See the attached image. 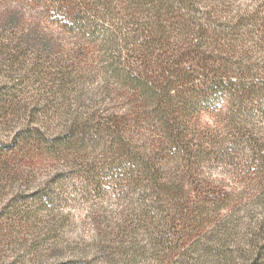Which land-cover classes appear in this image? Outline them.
Returning a JSON list of instances; mask_svg holds the SVG:
<instances>
[{"label":"trees","instance_id":"1","mask_svg":"<svg viewBox=\"0 0 264 264\" xmlns=\"http://www.w3.org/2000/svg\"><path fill=\"white\" fill-rule=\"evenodd\" d=\"M19 1L36 14L31 17L28 29L11 36L10 51L16 54L25 51L32 54L33 65L48 73L52 95L56 94L63 100L69 99L70 102L65 105L66 115L63 113L60 116V132L47 134L46 131L51 128L47 119L28 118L25 124L13 132L8 140L9 144L5 147L0 144V152L2 148L37 147L43 152L58 156L72 148H83L88 139H91L90 132L111 134L115 149L123 152L128 161L136 164L137 170L147 174L146 179L154 190L151 203L146 205L149 211L160 214L163 209L161 194H166L168 200L181 210L191 203L192 207L199 209L204 203L213 204L219 201L220 199L211 198L217 192L194 176L199 161L215 157L224 162L232 153L245 155L247 147H250L251 153L257 156V163L254 165L259 168L253 167V171H256L258 179L253 178L242 183L253 185L257 189L256 193H249L246 199H253L254 206L264 207V126H250L252 113L245 110L247 100L256 101L260 106L261 120L264 121V66L261 67L262 73H259V81L256 82L226 77L230 67L239 75L242 66L233 64L231 60L235 56L234 53L238 52L234 51L231 55L233 50H227L224 43H220L225 39L237 41L238 31L249 28L245 21L251 18L242 14L234 20L214 19L213 10L203 9V3L199 5L202 0ZM13 11L2 19L3 31H6L7 26L18 27L28 20L20 9ZM108 19H117L120 26L129 25L132 31L130 36L121 38V44L118 46L115 41L117 34L104 30L103 44L98 45V51L102 53L99 59L101 64L109 69L111 78L123 82V87L142 99L129 113L105 112L108 109L104 108L106 96L109 97L113 93L107 79L102 81L100 88L97 87L103 95L101 100L94 96L93 90L97 88H77L80 84L88 82L86 76L90 74H84L83 70L93 67L91 63L87 64L85 59L88 49L86 46L96 43L99 21ZM261 32L263 34L259 36L258 41L264 44V29ZM77 35L85 41L76 45L75 52L68 50L61 53L65 57L60 60L52 58L56 49H66L56 44L60 38ZM3 48H0V51H3ZM126 58H131L132 63L138 62L143 69L137 70L134 64L125 61ZM249 74L251 76V73ZM183 87H186V91L196 90L193 93L195 92L194 96L198 100L205 99L210 94L228 97V109L222 120L224 119L229 130H234L236 136L232 142L233 146H227L228 151L215 140L216 131L205 133L196 129L201 126L198 114L195 113L197 104L184 96L186 92ZM175 95L178 98L177 103L174 100ZM146 122H149V135L139 136L141 132H138L137 128ZM171 163H177L175 171L171 173L173 175H169L174 168L173 165L169 166ZM1 164L5 165L4 162ZM186 186L196 192L187 196L189 192ZM243 196L245 193H238L234 198H229L226 194L221 200L224 201L223 204L226 201L229 203V199L235 203L242 201L245 198ZM193 197L196 201L191 200ZM232 215L236 216L238 212L230 211L226 216H221L220 221H215L216 230L226 227L222 230L227 232L225 237L234 235L233 227L229 224ZM24 216L26 215L22 214L19 218L24 220ZM165 219L167 221L164 223L170 224L177 220L169 217ZM21 223V226H29L28 221ZM203 225L205 219L197 221L195 227L199 229ZM247 228L254 236H257L255 232H264V212L253 226L249 224ZM217 238L216 246L206 239L201 242V239L194 235L190 241L179 238L174 246L166 239L163 240V237H158L155 245L164 246L168 264H206L207 254L208 257L213 255L217 259L223 258L226 264H237L236 259L241 263L248 261L249 264H255L256 258L264 253V250L262 252L259 248L264 242L257 243L261 245L255 244V251L249 252L253 254L250 258V254L247 257L245 251L230 250L226 247V238ZM29 241L31 240L26 241V247L33 248L34 242ZM106 242L99 236L97 241L94 240L85 249L75 250L58 246L51 253L57 258H66L69 252L75 250L73 256L77 255V260H88L90 257L102 256L109 252L110 245ZM37 246L28 255L40 258ZM117 248L116 254L123 255L125 246ZM80 256L83 259L78 258Z\"/></svg>","mask_w":264,"mask_h":264},{"label":"rangeland","instance_id":"2","mask_svg":"<svg viewBox=\"0 0 264 264\" xmlns=\"http://www.w3.org/2000/svg\"><path fill=\"white\" fill-rule=\"evenodd\" d=\"M202 3L205 5L203 9L214 11V19L234 20L242 14L251 18L245 21L249 28L238 31L237 41L225 39L220 43H224L227 50H233L231 55L234 51L238 52L234 53L235 56L231 60L233 64L242 66L241 70L239 68V75L230 67L226 77L232 80L241 78L247 82L259 81L258 76L264 66V44L258 41L259 36L263 34L261 30L264 29V0H202L199 5ZM16 9H20L28 20L18 27L7 26L6 31H3L2 19ZM34 13L36 14L32 9L23 6L19 0H0V48L4 47L3 51H0V144L4 147L9 144L8 140L13 132L25 124L28 118L47 119L51 127L46 131L47 134L60 132V116L63 113L66 115L65 105L70 102L69 99L63 100L56 94L52 95L48 73L33 65L32 54H27L26 51L16 54L9 49L11 36L28 29ZM117 23V19L99 21L96 43L86 46L88 49L85 59L87 64L91 63L93 67L83 70L84 74H90L86 76L88 82L80 84L77 88H100L102 81L107 79L113 93L109 97L105 95L107 100L104 102V108H108L105 112L119 114L129 113L142 99L123 87L124 84L120 80H113L109 69L105 68L99 59L102 53L98 51V45L103 44L104 30L117 34L115 41L118 46L121 44V38L130 36L132 31L129 25L120 26ZM60 39L56 44L66 49H56L52 55V58L59 60L65 57L61 53L68 50L75 52L76 45L85 41L79 35ZM125 61L134 64L137 70L143 69L138 62L132 63L131 58H126ZM98 88L92 90L95 98L101 100L103 95ZM182 89L186 92L184 96L197 104L195 113L198 114L201 126L196 129L205 133L216 131L215 140L228 151L227 146H233L232 142L236 137L234 130H229L224 119L222 120L228 109V97L210 94L205 99L198 100L194 96L195 92L193 93L196 90L186 91V87ZM174 100L177 103L176 95ZM246 104V112L252 113L250 126H264L258 103L247 100ZM147 123L149 122L137 128L138 132H141L139 136L149 135ZM89 134L91 139H88L83 148H72L58 156L43 152L37 147L2 148L0 264H168L165 258L166 250L163 245H155L156 239L163 237V240L166 239L174 246L179 238L190 241L192 235L199 237L201 242L206 239L214 246L217 236L224 237L227 240L226 247L230 250L245 251L246 256L250 254L252 258L250 250L254 252L255 244L261 245L257 243L264 242V232H255L257 236H254L247 228L249 224L253 226L264 212L262 205L254 206L253 199H246L249 193H256V187L242 183L253 178L258 179L256 171H253V167L259 168L254 165L257 163V156L251 153L250 147H247L245 155L232 153L224 162L215 157L199 161L194 176L207 186L210 185L219 196L214 195L211 198L220 199L219 201L213 204L204 203L199 209L192 207L191 203L181 210L168 200L166 194H161L163 209L161 208L162 212L159 214L149 211L146 205L151 203L154 190L146 179L147 174L137 170L136 164L128 161L123 152L115 149L111 134L95 131ZM175 164L177 163L169 165L174 166L169 175H173L171 173L177 167ZM186 188L189 192L187 196L196 192L191 187ZM238 193H245L242 201L232 203L229 199V203L226 201L223 204L221 198H225L226 194L229 198H234ZM191 200L196 201L194 197ZM230 211H237L238 218L232 215V219H229L234 235L225 237L227 232L223 231L226 227L216 230L215 221H220L221 216H226ZM22 214L26 215L23 219L29 222L27 227L21 226L24 220L19 216ZM163 217L177 220L173 224L164 223L167 220ZM204 219L205 225L197 229V221ZM99 236L110 245L109 252L102 256L90 257L88 260H77V255L73 256L76 249H85L88 244L97 241ZM28 240L34 242L33 248L26 247ZM36 245L40 258L28 255ZM58 246L75 250L69 252L66 258H57L51 252ZM118 246H125L123 255L116 254ZM259 248L263 252L264 245ZM78 258L83 259L81 256ZM205 259L206 264H226L223 258L217 259L213 255L208 257L207 254ZM235 262L249 264L248 261L241 263L237 259ZM255 264H264V253L256 258Z\"/></svg>","mask_w":264,"mask_h":264}]
</instances>
